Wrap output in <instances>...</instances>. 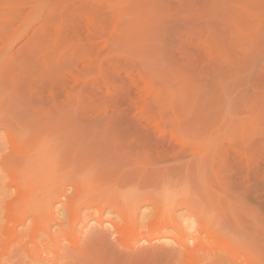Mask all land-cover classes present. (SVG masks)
Instances as JSON below:
<instances>
[{
  "label": "rangeland",
  "instance_id": "obj_1",
  "mask_svg": "<svg viewBox=\"0 0 264 264\" xmlns=\"http://www.w3.org/2000/svg\"><path fill=\"white\" fill-rule=\"evenodd\" d=\"M192 263L264 264V0H0V264Z\"/></svg>",
  "mask_w": 264,
  "mask_h": 264
},
{
  "label": "bare ground",
  "instance_id": "obj_2",
  "mask_svg": "<svg viewBox=\"0 0 264 264\" xmlns=\"http://www.w3.org/2000/svg\"><path fill=\"white\" fill-rule=\"evenodd\" d=\"M15 147V146H14ZM18 148V147H17ZM20 155H22V154H20ZM23 159V158H22ZM27 162V161H26ZM29 186H31V185H29ZM32 187V186H31ZM20 191V190H19ZM29 191V190H28ZM32 191V190H31ZM30 191V192H31ZM29 192V193H30ZM35 193V192H34ZM24 195V191H23V194H22V192L20 193V197H22ZM31 195H32V193H31ZM24 197H26V196H24ZM29 197H30V194H29ZM33 197H34V195H33ZM32 197V198H33ZM23 198V197H22ZM19 199H21V198H19ZM28 200V199H27ZM29 200H31V199H29ZM26 202V201H25ZM19 205V204H18ZM35 225V224H34ZM35 227V226H34ZM32 230H35V228L34 229H32ZM10 234H11V231H10ZM13 235V234H12ZM194 261V260H193ZM195 263V262H194ZM193 264V263H192Z\"/></svg>",
  "mask_w": 264,
  "mask_h": 264
}]
</instances>
